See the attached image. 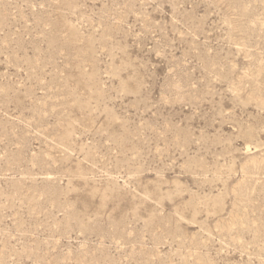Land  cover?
I'll return each instance as SVG.
<instances>
[{
  "label": "rangeland",
  "instance_id": "rangeland-1",
  "mask_svg": "<svg viewBox=\"0 0 264 264\" xmlns=\"http://www.w3.org/2000/svg\"><path fill=\"white\" fill-rule=\"evenodd\" d=\"M0 264H264V0H0Z\"/></svg>",
  "mask_w": 264,
  "mask_h": 264
}]
</instances>
